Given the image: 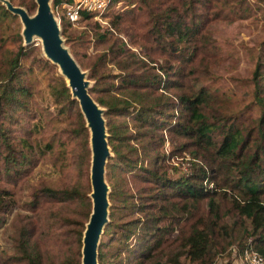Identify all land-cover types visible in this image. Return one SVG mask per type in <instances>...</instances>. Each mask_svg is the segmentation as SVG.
Listing matches in <instances>:
<instances>
[{
	"label": "trees",
	"instance_id": "16d2710c",
	"mask_svg": "<svg viewBox=\"0 0 264 264\" xmlns=\"http://www.w3.org/2000/svg\"><path fill=\"white\" fill-rule=\"evenodd\" d=\"M72 1L52 0V6L61 12L64 44L87 70L90 95L105 109L112 152L106 172L109 220L98 264H213L232 245L243 257L248 250L264 258V46L251 78L260 114L238 121L222 112L221 97L198 84L216 58L207 27L222 17L216 5L223 0H128L131 6L123 11L115 9L120 0H110L101 12H81L87 21H105L95 20L92 32L70 27L61 9ZM224 1L233 8L232 19L262 9L248 0ZM17 4L30 14L36 10L35 0ZM6 12L0 2V14ZM91 43L94 53L86 50ZM24 47L8 57L0 50V174L16 189L0 185V228L14 211L0 264H81L92 206L88 178V185L30 184L32 170L53 143L39 145L26 131L27 137L15 136L21 119L27 121L32 96ZM59 84L53 93L75 117L89 169L84 116L62 76ZM165 140L175 141L170 156L191 158L189 171L168 174L176 170L159 151ZM62 245L67 253L55 259L53 249Z\"/></svg>",
	"mask_w": 264,
	"mask_h": 264
},
{
	"label": "rangeland",
	"instance_id": "374dc122",
	"mask_svg": "<svg viewBox=\"0 0 264 264\" xmlns=\"http://www.w3.org/2000/svg\"><path fill=\"white\" fill-rule=\"evenodd\" d=\"M248 1L256 2L262 9L257 10L255 15L252 14L246 19H232L236 18V16L231 14L233 8L230 10L229 3H226L224 0L222 5H216L217 9L221 8L220 14L222 17L211 21L207 27V35L211 37L217 47L216 58L210 63L208 73L202 75L198 83L199 86L203 85L221 97L223 99L222 112L228 116L234 115L238 121L253 120L260 114V108L253 103L251 78L264 46V0ZM14 2V5L19 6L17 4L18 0H14ZM50 4L54 16L58 18L60 30H62V19H59L54 12L52 0ZM130 6L131 4L128 0H120L115 9L123 11ZM58 15H61L60 11ZM96 17L98 16H94L88 21L81 19L79 24H71L70 27L76 31L86 30L92 32L93 22L97 21ZM100 21L102 23L97 22L99 24L105 23L101 18ZM22 30L23 24L19 16L8 10L6 13L0 14V50L2 55L8 57L20 46H25L24 49L27 50V55L22 59V63L29 69L26 75V83L32 96L29 103L30 110L26 118L27 121L24 122V119H21L22 123L14 131L15 136L21 138L27 137V132L31 136V139L39 145L43 146L49 141L53 143V149L46 150L45 154H41V158L32 170L28 182L32 185L39 184L42 181L73 184L79 180V184L88 185L89 183L90 185V162L88 165L89 169H87V166L84 164V158L81 157L83 137L78 131L75 117L69 112L67 106H63L64 102L58 101L55 96L56 94L54 95L53 93V89L55 88L58 92L60 86L59 77L62 75L59 68L46 58L39 38L34 37L31 43L25 44ZM61 37L64 41L65 37L62 35ZM124 37L128 40L125 35H123ZM64 45L69 49L67 44ZM137 48L136 46L134 50ZM86 50L89 53H94L96 47L91 43ZM158 61L162 62L164 59L160 58ZM82 70L87 73V70ZM89 81L91 86L92 82L91 80ZM53 137H55V141H52ZM173 143L170 145L165 140V143L159 148L160 153L166 155L165 165L174 167L176 170L171 171L169 168L168 174L172 177L189 171L191 165V158L186 153L178 152L170 156V150H173L174 146ZM111 157L112 152L105 166V180L108 185V194L110 192V185L106 172ZM87 178L89 180L88 183H86ZM0 185L16 192L15 187L7 182L4 177L2 178L1 174ZM209 186H212V184H209ZM13 214L14 211L8 214L7 224L0 228V250H6L10 246L11 228L9 225ZM176 234L177 232H174L171 235L174 236ZM107 240L108 237H105L104 241ZM67 242H71V239H67ZM67 248L66 245H62L59 248L53 249L54 258L61 259L63 255H66ZM183 264H187L185 259L183 260ZM213 264L246 263L237 245H232L226 251L218 253Z\"/></svg>",
	"mask_w": 264,
	"mask_h": 264
},
{
	"label": "water",
	"instance_id": "95a60500",
	"mask_svg": "<svg viewBox=\"0 0 264 264\" xmlns=\"http://www.w3.org/2000/svg\"><path fill=\"white\" fill-rule=\"evenodd\" d=\"M8 11L19 16L25 44L34 37L41 41V48L48 60L57 65L72 98L79 103L89 131L90 185L92 206L82 236L81 264H98V247L105 224L108 222V185L105 180L106 161L111 155L104 109L92 98L88 89L90 81L61 37L58 18L54 16L51 0H35L36 10L30 15L23 7L9 0H0Z\"/></svg>",
	"mask_w": 264,
	"mask_h": 264
},
{
	"label": "built area",
	"instance_id": "2783aa9c",
	"mask_svg": "<svg viewBox=\"0 0 264 264\" xmlns=\"http://www.w3.org/2000/svg\"><path fill=\"white\" fill-rule=\"evenodd\" d=\"M110 0H73L72 3L62 5V13L70 21L72 25H77L81 22V12H101ZM54 12L58 14L59 8L56 7ZM98 21L100 18L96 17ZM101 22V21H100ZM246 264H264L262 258L256 252L246 250L244 253Z\"/></svg>",
	"mask_w": 264,
	"mask_h": 264
}]
</instances>
